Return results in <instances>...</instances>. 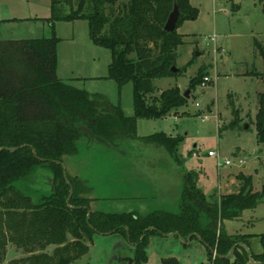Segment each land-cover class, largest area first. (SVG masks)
Listing matches in <instances>:
<instances>
[{"label": "trees", "instance_id": "obj_1", "mask_svg": "<svg viewBox=\"0 0 264 264\" xmlns=\"http://www.w3.org/2000/svg\"><path fill=\"white\" fill-rule=\"evenodd\" d=\"M174 3L180 15L176 29L168 32L163 26ZM258 3L264 13V0ZM50 12L52 23L58 19L87 21L92 43L110 51L108 78L119 86L132 82L134 114L127 117L102 96H91L58 78L59 39L55 32L43 38L0 39V263L7 246L13 245L24 256L10 264H69L86 254L93 234L118 233L133 245V264H142L149 233L176 231L184 238L190 233L199 235L211 264H251L249 254L253 261L264 264V234L216 232L219 219L238 217L264 196V185L261 191L252 190L249 176L238 175L248 180V185L209 202L203 189L196 186L194 173L187 171L180 212L109 213L92 211L85 195L88 185L62 167L63 158L76 154L77 141L87 136L78 126L88 127L95 140L113 143L119 136L137 137L136 119L163 118L187 103L178 86L166 88L158 96L149 95L155 91L153 79L179 73L171 71L183 37L177 27L183 20H194L197 8L189 0H50ZM260 54L264 60L261 47ZM202 80L200 68L189 82L190 89ZM258 103L255 128L258 142H263L264 94ZM141 139L163 146L174 162L180 163L177 151L182 137L156 132ZM12 147L15 149L9 151ZM44 165L50 171V189L34 202L13 182L26 179ZM202 211L204 223L198 220ZM149 227L154 229L147 231ZM253 236L259 237L261 252L248 251L239 244L249 248ZM232 245L236 246L229 258H219L209 250L226 254ZM161 264L180 262L170 255Z\"/></svg>", "mask_w": 264, "mask_h": 264}, {"label": "rangeland", "instance_id": "obj_2", "mask_svg": "<svg viewBox=\"0 0 264 264\" xmlns=\"http://www.w3.org/2000/svg\"><path fill=\"white\" fill-rule=\"evenodd\" d=\"M189 1L198 14L177 27L183 34L175 59L179 73L153 79L155 91L149 95L158 96L174 86L183 92L201 68L203 80L190 89L187 103L163 118L136 119L137 137L119 136L106 144L82 136L77 141V153L63 158L65 171L90 188L85 195L90 198L92 211L178 213L187 171L194 173L196 186L203 189L209 202L248 185L244 177L238 178L240 174L249 176L254 191H261L264 185V141L258 142L255 128L259 96L264 94V60L260 54V47L264 51V13L258 0H240L238 4L234 0ZM233 4L237 8L233 9ZM51 16L50 0H0V39L43 38L55 32L59 39L58 78L91 96H102L123 115L133 116V84L130 81L119 86L108 78L110 51L92 43L87 21L58 19L52 23ZM156 132L183 138L177 151L180 163L174 162L163 146L141 139ZM208 151L218 153V162L229 160L230 164H217ZM49 175L46 165L40 166L13 185L37 202L49 192ZM261 197L238 217L219 219L216 232L264 234ZM202 214L198 220L204 223L206 216ZM93 235L86 254L69 264H128L122 257L132 258L133 248L123 236ZM14 248L7 246L0 264L24 256L20 251L14 253ZM250 248L256 253L263 250L258 236L249 239ZM144 250L146 260L142 264H161L170 255L180 264H211L207 246L197 236L183 241L177 235L151 232Z\"/></svg>", "mask_w": 264, "mask_h": 264}, {"label": "water", "instance_id": "obj_3", "mask_svg": "<svg viewBox=\"0 0 264 264\" xmlns=\"http://www.w3.org/2000/svg\"><path fill=\"white\" fill-rule=\"evenodd\" d=\"M240 0H234V3L235 4H238V2H239ZM179 15H180V11H178V7H177V4H175L174 3V5H173V8H172V10H171V12L169 13V15H168V17H167V19H166V21H165V23H164V26H163V28L166 30V31H168V32H172V31H174L176 28H175V26H176V24H177V21H178V19H179ZM178 68L174 65V66H172L171 67V71L172 72H174V73H176V72H178ZM189 91H190V87H187L184 91H183V96H185L186 98H189L190 96H189ZM78 129L79 130H81L83 133H85L87 136H89L90 138H93L94 137V133H92V131L88 128V127H86V126H84V125H80V126H78ZM15 149V147H12V148H8V150L9 151H12V150H14ZM151 229H154L153 227H149V228H147L146 230L147 231H150ZM162 234H165L166 236H168V235H177V236H179L183 241H185V239L187 238L188 240H190V238L192 237V236H197V237H199V235H197V234H195V233H190L186 238H184V237H182L178 232H176V231H173V232H168V233H162ZM144 235L145 234H143V236L142 237H144ZM200 238V237H199ZM128 241V240H127ZM128 244H129V242H128ZM239 244L240 245H242L245 249H247V246L244 244V243H241V242H239ZM130 245V247L131 248H133V245H131V244H129ZM235 246L236 245H232V247H230V250H229V252L228 253H226V254H220V255H217L216 254V252L214 251V250H212V249H209V250H211L212 252H213V254H214V256H218L219 258L220 257H222V258H229V257H231L232 255H233V253H234V248H235ZM131 248H130V251H131ZM248 251H249V249H247ZM122 259H124V260H126L127 262H128V264H130L131 262H132V258L131 257H122ZM249 262L251 263V264H259L260 262H255V261H253L252 259H251V257H250V254H249Z\"/></svg>", "mask_w": 264, "mask_h": 264}, {"label": "built area", "instance_id": "obj_4", "mask_svg": "<svg viewBox=\"0 0 264 264\" xmlns=\"http://www.w3.org/2000/svg\"><path fill=\"white\" fill-rule=\"evenodd\" d=\"M192 155H196L195 154V152L194 153H192ZM208 155L209 156H212V157H216V159H217V164H219V165H221V164H230V161L229 160H224L223 161V163H220V162H218V158H219V156H218V153H216V152H214V151H208Z\"/></svg>", "mask_w": 264, "mask_h": 264}, {"label": "crops", "instance_id": "obj_5", "mask_svg": "<svg viewBox=\"0 0 264 264\" xmlns=\"http://www.w3.org/2000/svg\"><path fill=\"white\" fill-rule=\"evenodd\" d=\"M14 250H15V252H14V253H16L17 251H18V252H19V251H20V252H22V251H21V250H19V249H17V250H16V248H14ZM49 250L51 251V250H52V247H49ZM49 250H48V251H49ZM75 261H76V260H75ZM73 262H74V261H73ZM71 263H72V262H71Z\"/></svg>", "mask_w": 264, "mask_h": 264}]
</instances>
